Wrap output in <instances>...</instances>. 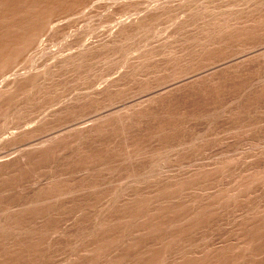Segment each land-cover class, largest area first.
Listing matches in <instances>:
<instances>
[{
    "label": "rangeland",
    "instance_id": "1",
    "mask_svg": "<svg viewBox=\"0 0 264 264\" xmlns=\"http://www.w3.org/2000/svg\"><path fill=\"white\" fill-rule=\"evenodd\" d=\"M0 264H264V0H0Z\"/></svg>",
    "mask_w": 264,
    "mask_h": 264
},
{
    "label": "bare ground",
    "instance_id": "2",
    "mask_svg": "<svg viewBox=\"0 0 264 264\" xmlns=\"http://www.w3.org/2000/svg\"><path fill=\"white\" fill-rule=\"evenodd\" d=\"M227 61H228V60H227ZM227 63H228V62H227ZM224 65H225V64H224ZM199 74H200V73H199ZM177 76H178V75H177ZM187 77H188V76H187ZM184 78H185V77H184ZM169 82H170V81H169ZM180 83H181V82H180ZM158 84H160V83H158ZM168 84H169V83H168ZM175 84H176V83H175ZM167 86H168V85H167ZM167 86H166V85H165V86H162L161 89H160V91H161V90H164L165 88H167ZM170 87H171V86H170ZM170 87H169V88H170ZM171 88H172V87H171ZM165 90H166V89H165ZM157 92H158V91H157ZM162 92H163V91H162ZM150 93H151V91H150ZM155 93H156V92H154V93H152V94H155ZM150 95H151V94H149V93H147L146 95H139L137 98L135 97L136 99H132V100L129 99V100H127V101H124V103L122 102L121 105H122V104H123V105H124V104H125V105H126V104H130L131 102H135V101H137V100H138V101H139V100L142 101V99H144V98L146 99V98H147L148 96H150ZM145 99H144V100H145ZM115 108H116V107H115ZM110 109H111V108H110ZM111 111H112V110H111ZM106 112H108V108L105 109L104 111H102V114H106ZM99 114H100V113H99ZM102 114H101V115H102ZM101 115H100V116H101ZM97 116H99L98 113H97ZM95 117H96V116H95ZM72 126H73V125H72Z\"/></svg>",
    "mask_w": 264,
    "mask_h": 264
}]
</instances>
